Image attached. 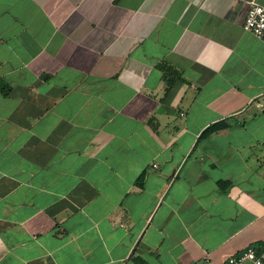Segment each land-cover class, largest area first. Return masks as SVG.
<instances>
[{
  "label": "crops",
  "instance_id": "crops-1",
  "mask_svg": "<svg viewBox=\"0 0 264 264\" xmlns=\"http://www.w3.org/2000/svg\"><path fill=\"white\" fill-rule=\"evenodd\" d=\"M248 1L0 0V264H223L264 239Z\"/></svg>",
  "mask_w": 264,
  "mask_h": 264
},
{
  "label": "built area",
  "instance_id": "built-area-1",
  "mask_svg": "<svg viewBox=\"0 0 264 264\" xmlns=\"http://www.w3.org/2000/svg\"><path fill=\"white\" fill-rule=\"evenodd\" d=\"M242 28L254 33L264 43V5L249 0ZM223 264H264V239L250 243L240 251L228 256Z\"/></svg>",
  "mask_w": 264,
  "mask_h": 264
},
{
  "label": "trees",
  "instance_id": "trees-1",
  "mask_svg": "<svg viewBox=\"0 0 264 264\" xmlns=\"http://www.w3.org/2000/svg\"><path fill=\"white\" fill-rule=\"evenodd\" d=\"M159 66L164 70L163 75L167 78V87L166 88L168 90L170 85L172 84L175 76L180 77L179 71L177 69L173 68L171 65H169L166 62L159 63ZM7 89H8L7 84L5 83V81H3V79L0 78V91L3 94H6ZM225 124H226V122L224 120L215 121L212 124H210L209 126H207L203 130L202 134H207V133H210L212 131H215V130L223 127Z\"/></svg>",
  "mask_w": 264,
  "mask_h": 264
}]
</instances>
